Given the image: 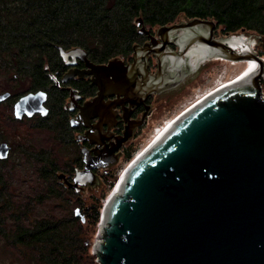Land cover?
<instances>
[{"label": "water", "instance_id": "obj_1", "mask_svg": "<svg viewBox=\"0 0 264 264\" xmlns=\"http://www.w3.org/2000/svg\"><path fill=\"white\" fill-rule=\"evenodd\" d=\"M137 22L139 31L144 29L140 18ZM214 26V20L201 18L159 26L155 31L159 46H133V62L126 65L118 58L94 65L81 48L57 47L66 64L81 58L88 66L79 72L70 68L61 81L84 72L97 87L92 101L79 109L76 117L82 120L95 113L104 95L118 98L166 90L167 55L174 57V67L193 45L204 47L209 57L257 64L255 70L242 73L183 114L126 167L100 211L98 240L92 246L98 264H264V58L249 44L257 40L264 51V37L245 32L247 48L235 50L225 38H212ZM179 31L182 34L171 41ZM169 42L177 46L176 51L166 52ZM151 51L157 58L154 74L145 70ZM8 95L0 93V102ZM46 98L43 90L21 95L13 103V117L46 116ZM9 152L10 146L0 142V159ZM81 153L82 169L74 172L71 181L62 173L57 175L76 192L96 183L94 170L114 163L100 162L108 159L105 154ZM73 214L84 222L78 207Z\"/></svg>", "mask_w": 264, "mask_h": 264}, {"label": "trees", "instance_id": "obj_2", "mask_svg": "<svg viewBox=\"0 0 264 264\" xmlns=\"http://www.w3.org/2000/svg\"><path fill=\"white\" fill-rule=\"evenodd\" d=\"M139 18L148 26L181 18L212 19L221 33L264 37V0H0V77L14 82L6 84L5 106L11 111L21 95L46 91L48 114L34 115V125L42 130L56 127L64 143L70 144L62 95L49 78L63 70L57 47L81 48L98 62L126 56L137 38ZM259 54L264 58V51ZM261 91L264 94V82ZM4 117L17 120L9 114ZM1 123L0 119V136ZM4 140L0 137V142ZM11 152L10 146L8 157L0 159V238L40 264H80L82 257L89 258L84 223L98 224L101 200L83 212L81 222L67 209L73 190L58 180L59 165L52 149L20 148L34 162L33 178L27 184L17 175L20 165L9 158ZM114 180L109 178V188ZM52 200L65 202L64 214L40 212ZM94 259L91 264H97Z\"/></svg>", "mask_w": 264, "mask_h": 264}, {"label": "flooded vegetation", "instance_id": "obj_3", "mask_svg": "<svg viewBox=\"0 0 264 264\" xmlns=\"http://www.w3.org/2000/svg\"><path fill=\"white\" fill-rule=\"evenodd\" d=\"M186 19L188 18L177 19L172 23L163 25L167 26L178 24L180 22H184ZM142 25L144 29L139 31L141 25L137 22V38L131 45L130 53L126 56L114 57L121 59L123 61V64L125 65L133 62V46L136 45L143 48L146 44V46L148 47H153L159 46V44L161 43L159 36L156 35L155 31L159 26L163 25L148 26L144 25L143 22ZM206 29L207 28L204 27L203 29H201V31L205 33ZM218 31L220 34L218 33ZM212 33V38L228 39L229 36L231 37L233 35L238 36L239 38H244L245 36V32H237L233 34L221 33L220 28L216 23L214 28L212 29ZM179 34H182V31L177 32V34L173 35L170 40L175 41L174 38ZM200 47L202 46L193 45L192 47H190L187 52L182 55L181 59L184 62L178 61L174 67H172V64L174 63V57L169 54L167 55V64L170 70L166 71L170 74V77L167 78L169 82H167L166 84V90L162 91L161 93H145L142 96L131 95L123 97L122 95H120L118 98L115 94L104 95L101 98V103L98 105V109H95V113L92 114L91 112H89L84 120L77 119L76 116L79 112L80 107L83 106L85 102L92 101V99L96 96L97 87L91 82V76L84 72H81V76L76 74L66 82H62V75L70 68L75 69L77 72H79L87 70L88 66H86L85 61L81 58H75L72 65L66 64L60 58L62 61L63 70L59 73L49 74V78L52 82V85L62 95V107L66 111L70 133L68 136L70 144L68 145L72 146V149H74L77 153L74 161L77 162L78 167L73 168V174L76 170L82 169V150H88L90 156H97V153L108 155V159H104L103 157L100 159V162L111 160L114 163L108 165L105 168H102L105 171H107L113 165L119 163L120 160L127 159L132 154V149L135 145L134 139L138 135V132L141 130V128L148 122L151 113L155 108V103H157L165 96L169 97V99L172 97H176L177 95L182 93L186 89V87L191 85L192 82L198 77L203 67L201 61H205L207 59V57L202 56L198 52L197 49H199ZM176 50L177 46L173 42H169L166 44V52ZM138 54L141 55V52H139ZM85 57L90 63L94 65L105 64L110 60L109 59L100 62L94 61L88 57L87 53ZM194 59L196 60L194 61ZM69 60L72 59L69 58ZM143 63L144 59L141 57V66ZM156 69V54L155 52L151 51L148 53L146 59L145 70L149 74H154ZM138 80L142 85L144 84L141 81V75H138ZM47 98L44 106L48 109L46 105ZM71 120H73V124H71ZM72 176L66 179L68 181H71Z\"/></svg>", "mask_w": 264, "mask_h": 264}, {"label": "rangeland", "instance_id": "obj_4", "mask_svg": "<svg viewBox=\"0 0 264 264\" xmlns=\"http://www.w3.org/2000/svg\"><path fill=\"white\" fill-rule=\"evenodd\" d=\"M250 41L254 45L256 51L259 53V51H261V46L259 44L260 42L254 39H251ZM213 58L214 57H207L205 61H201V64L203 66L201 72L199 73L198 77L192 82V84L186 87V89L182 93L170 99L169 97L165 96L157 103H155V108L153 109L148 122L141 128V130L138 132V135L134 139L135 145L129 158L120 160L119 163L113 165L107 171L103 169L95 170L94 174L96 175V183H94V185L86 186L78 192L72 189L73 193L68 194V210H73L74 208L78 207L80 209V212L83 214V212L85 213V211H87L90 206H94L97 199H99L101 200V211L102 206L106 198L111 193V188L113 186L112 185L111 188L108 187L109 178L114 177V183H116L119 176L130 164V161L138 156V153L144 148L145 145L151 143L152 138L156 134L155 130L157 128L159 129L163 125V123L167 122V120L174 118V116L176 115H179L181 111L185 110V107L193 102V96L196 88H206L215 85L214 87L205 90L202 93L203 95L204 93L213 90L214 88L220 86V84L228 80L230 81L235 76H238L240 73H242L241 70L243 65L240 62L229 63L223 59ZM195 60L196 59H194V61ZM219 81L220 83H218ZM6 84L7 86L8 84L13 85L14 82L6 81V79L2 80V77H0V93L4 92L5 89H8ZM6 114H9L13 118L12 109L11 111L8 110L3 101L0 103V119L2 122V134L0 137L5 139L4 141L9 146H11V151L13 152L10 153L9 158H11V160H13L14 162L19 163L20 165V167L17 168L16 172L21 182H24L25 184L28 183V178L32 175L30 173V169L33 167L34 162L20 153V148L23 149L24 147H27V149H30V146H34L36 148L41 147L42 149H52L55 161L59 165L58 174H64L65 178L71 177L73 175V168L78 167L77 163H75L74 161L77 153L74 149H72V146L64 143L62 134L59 130H56V127H54V130H42L39 127H35V120L33 119V116L30 118L23 117L18 121H12L10 119L5 121L4 116ZM24 191L27 192L26 189ZM65 205V202H63L62 200H52L50 201V203H46V206L40 207V209H38L42 214L44 210H47V212H51L59 216L65 213L63 211V207ZM84 226L86 227V236H88L87 238L90 241V257H82L80 259V264H91V257H95V255L93 254L92 246L95 240H98V224L92 227V224L84 223ZM95 260L96 257L93 260L94 263L96 262ZM0 264L40 263L34 262L33 259H27L16 249L7 246L0 238Z\"/></svg>", "mask_w": 264, "mask_h": 264}, {"label": "bare ground", "instance_id": "obj_5", "mask_svg": "<svg viewBox=\"0 0 264 264\" xmlns=\"http://www.w3.org/2000/svg\"><path fill=\"white\" fill-rule=\"evenodd\" d=\"M243 39H245V38H239L238 36L233 35L231 37L229 36V38L228 39H225V41H226V43L228 45H230L231 48H233L235 50H239L240 48L241 49L247 48V45L244 44L246 39L245 40H243ZM250 42L251 41H249V43ZM198 52L202 56H204V57H208L209 56L208 51L204 47H200L198 49ZM214 58H219V59L226 60L229 63H234V61H230V60H227V59H224V58H221V57H214ZM238 62H240L243 65L241 72L244 73V74H247V73H249V72H251V71H253V70H255L257 68V64L254 61H251V60H248V61H238ZM242 73H240L239 75H241ZM239 75L238 76H235L230 81L228 80V81L220 84V86L214 88L213 90L208 91V92L204 93L203 95L202 94L199 95L198 98H196L194 100V102H192L187 107H185V110L184 111H181L182 113L180 112L181 114L179 113V115H176V116H174V118L167 120L166 123H163V125L159 129L157 128L155 130L156 134L152 138L151 143L148 144V145H145L144 148L138 153V156L134 160H137L147 149L149 150V148H151L159 140V138H161V136H163L167 131H169L173 127V125L175 124V122H177V120L183 114L187 113L192 108H195V106H197L199 103H201L203 100H205L206 98H208L209 96H211L215 92H217V91L225 88L226 86L230 85L231 83L235 82L240 77ZM112 193L113 194H116L113 191H112Z\"/></svg>", "mask_w": 264, "mask_h": 264}, {"label": "built area", "instance_id": "obj_6", "mask_svg": "<svg viewBox=\"0 0 264 264\" xmlns=\"http://www.w3.org/2000/svg\"><path fill=\"white\" fill-rule=\"evenodd\" d=\"M218 83H220V81L218 82ZM215 86V85H214ZM214 86H210V87H204V88H200V87H198V88H196V90H195V92H194V96H193V98H194V100L196 99V98H198V96L199 95H201L205 90H208V89H210V88H212V87H214ZM261 94H262V91H261ZM264 95V94H263ZM194 100H193V102H194ZM192 103V102H191ZM190 103V104H191ZM132 161V160H131ZM130 161V162H131Z\"/></svg>", "mask_w": 264, "mask_h": 264}]
</instances>
